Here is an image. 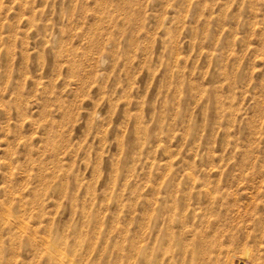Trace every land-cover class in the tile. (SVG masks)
Listing matches in <instances>:
<instances>
[{
    "label": "rangeland",
    "instance_id": "374dc122",
    "mask_svg": "<svg viewBox=\"0 0 264 264\" xmlns=\"http://www.w3.org/2000/svg\"><path fill=\"white\" fill-rule=\"evenodd\" d=\"M0 264H264V0H0Z\"/></svg>",
    "mask_w": 264,
    "mask_h": 264
}]
</instances>
